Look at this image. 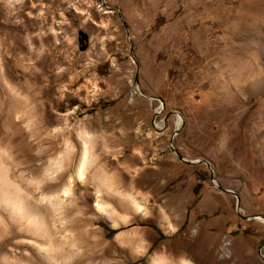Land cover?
I'll return each instance as SVG.
<instances>
[{
	"label": "rangeland",
	"instance_id": "obj_1",
	"mask_svg": "<svg viewBox=\"0 0 264 264\" xmlns=\"http://www.w3.org/2000/svg\"><path fill=\"white\" fill-rule=\"evenodd\" d=\"M262 1L0 0L1 146L83 264H264Z\"/></svg>",
	"mask_w": 264,
	"mask_h": 264
},
{
	"label": "bare ground",
	"instance_id": "obj_2",
	"mask_svg": "<svg viewBox=\"0 0 264 264\" xmlns=\"http://www.w3.org/2000/svg\"><path fill=\"white\" fill-rule=\"evenodd\" d=\"M255 13L254 10H245L236 14L232 13L230 16L235 19L237 17L251 19L256 17ZM134 92H138V85L134 86ZM180 121H182L181 117L179 124ZM17 160L18 156L13 151L2 149L0 135V264H33L34 262L67 264L71 261L73 264H83L85 259L82 256L85 251L81 250L80 238L74 235L77 234L76 232L69 233V231L72 233V230L67 227L68 224L70 225V222H67L70 219L66 221L68 216L63 213L68 207V202L65 200L68 196L63 199L61 194L59 197L62 199L57 196L54 197L57 199L53 200V195L49 193L48 186L43 181L51 173L45 171L42 179L33 176L28 186H24L20 180L24 174L22 172L17 174L20 165ZM80 172L83 171L80 170ZM214 182L218 187L219 183L215 178ZM39 187H41V193L36 196V189ZM68 187L65 192H70L72 187ZM69 204H73L72 200ZM75 207L80 212V205L76 204ZM97 207L110 215L101 203L98 202ZM237 207L238 210L241 209L240 205ZM256 218L264 221V217L259 215L249 219ZM260 254L264 257L262 252Z\"/></svg>",
	"mask_w": 264,
	"mask_h": 264
},
{
	"label": "water",
	"instance_id": "obj_3",
	"mask_svg": "<svg viewBox=\"0 0 264 264\" xmlns=\"http://www.w3.org/2000/svg\"><path fill=\"white\" fill-rule=\"evenodd\" d=\"M85 40H88V35H87L86 33L82 32V37H81V39H80V42H81V44H82V49H83V50L87 48V44H84V41H85ZM135 81H136V85H138V91L141 92V91H140V87H139V76H138V74H137L136 77H135ZM141 94H143V93L141 92ZM171 114H179V113H177L176 111H171V112H169V113L167 114V117H169ZM178 131H180V127L176 128L175 132L172 134L171 139H170V144H171V146L174 148V150H175L176 154L179 156L180 160H182V161H184V162H187V163H189V164L202 163V162H204L205 164H207V166H208L209 168H211V164H210V162H209L208 160H205V159H199V160H197V161H194V160H188V159H186L181 153H179V152L176 150V148H175L174 145H173V142H174V137H175V135L178 133ZM214 178H215L214 173H211V179H212L213 183L216 185V183L214 182ZM218 187H219V186H218ZM219 188H220L221 190L225 191V192H229V193L234 194L235 196H237V199H238V200H237V206H239V204H240V198H239V196H238L236 193H234V191H232V190H230V189H228V188H225V187H223V186H220ZM254 216H255V215H250V216H246V218L249 219L250 217H254ZM261 250H262V247H260V249H259V253H261Z\"/></svg>",
	"mask_w": 264,
	"mask_h": 264
},
{
	"label": "snow or ice",
	"instance_id": "obj_4",
	"mask_svg": "<svg viewBox=\"0 0 264 264\" xmlns=\"http://www.w3.org/2000/svg\"><path fill=\"white\" fill-rule=\"evenodd\" d=\"M82 179V178H81ZM65 194H67V193H65Z\"/></svg>",
	"mask_w": 264,
	"mask_h": 264
}]
</instances>
